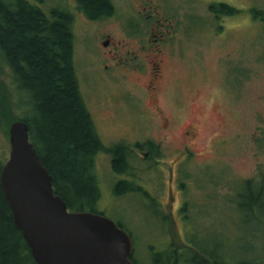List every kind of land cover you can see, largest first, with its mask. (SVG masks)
<instances>
[{"label":"rangeland","instance_id":"374dc122","mask_svg":"<svg viewBox=\"0 0 264 264\" xmlns=\"http://www.w3.org/2000/svg\"><path fill=\"white\" fill-rule=\"evenodd\" d=\"M140 1L111 0L117 15ZM144 1L164 5L161 0ZM165 1L163 7L169 10L187 4L192 15L204 16L206 32L196 48L198 56L193 35L192 57L172 63L171 75L167 67L158 105L172 125L169 147L157 163L141 158L130 162L137 169L133 171L137 186L144 192L124 196L114 194L110 156L98 154L100 199L95 209L129 235L135 264H155L157 258L164 262L168 257L177 258L176 264H206L208 257L211 264L252 263L254 248L264 264V0H206V7L200 0ZM57 4L67 5L65 0H46L43 8ZM211 5L218 11L227 6L238 12L223 16L217 38L212 30L219 24L209 14ZM111 25L105 22L98 30ZM94 31L75 20V48ZM76 59L80 92L105 147L124 143L134 153V143L160 137L156 104L142 97L137 107L140 117L129 104L120 103L123 92L138 90L141 96L142 83L136 88L130 75L110 84L103 66ZM2 86L15 102L11 72L0 58V92ZM14 113L21 116L23 110L17 108ZM184 123L196 127V154L191 162L177 166L175 154L181 148L179 133ZM9 153L8 133L0 127L3 164ZM177 169L180 172L173 173ZM170 181L179 187L175 189ZM181 202L186 205L178 213ZM257 229L261 232L255 238L252 234Z\"/></svg>","mask_w":264,"mask_h":264},{"label":"trees","instance_id":"16d2710c","mask_svg":"<svg viewBox=\"0 0 264 264\" xmlns=\"http://www.w3.org/2000/svg\"><path fill=\"white\" fill-rule=\"evenodd\" d=\"M77 2L90 16L110 12L105 0ZM45 4L46 0H0V58L11 72L16 98L14 102L10 91L7 93L2 86L0 127L7 134L14 122L28 125L30 142L52 177L55 194L65 202L69 212L104 215L95 209L100 199L96 157L108 154L113 173L130 179L114 186L116 196L143 191L135 181L137 169L130 165L137 158L124 143L112 147L102 144L82 98L74 65V16L61 4L48 10L43 8ZM217 12L223 16L238 13L227 6ZM17 108L23 110L21 116L15 115ZM2 160L0 157V175L5 165ZM260 232L257 229L252 236L257 238ZM256 252L254 248L252 263L239 264H262L263 258ZM171 259L160 262L157 258L155 264L179 261L174 257L170 263ZM207 259L206 264H211V257ZM0 264H35L21 233L14 227L1 185Z\"/></svg>","mask_w":264,"mask_h":264},{"label":"flooded vegetation","instance_id":"af4514ba","mask_svg":"<svg viewBox=\"0 0 264 264\" xmlns=\"http://www.w3.org/2000/svg\"><path fill=\"white\" fill-rule=\"evenodd\" d=\"M149 2L152 4L141 0L137 5H133L128 11H124L119 15H117L111 0H105V5L110 12L98 16H90L83 6L78 4L77 0H65L67 5L61 4V7L74 16V22L79 20L85 27L95 29L93 33L88 34L80 41L77 49L75 48L76 41L74 42V59L88 60L90 64L103 66V74L107 75L110 84L127 80L130 75L135 81L136 88L142 83L144 90L141 91V96L137 94L139 93L138 90L123 92L125 96L120 100V103L129 104L135 113H139L140 117V109L137 107H139L138 102H142V97L156 104L157 113L161 116L158 125L160 137L149 136L144 138L143 141L134 143L133 154L136 158L150 159L157 163L161 157L163 158V149L169 147L171 136L168 131L172 128L170 119L160 112L158 105V96L162 90L163 81L168 74L167 67L169 66V75H171L174 71V68H170L172 63L181 62L192 57V44L190 41L193 35L196 36L194 51L197 53L196 48L201 46L202 35L206 32L203 31L204 16L201 14L192 15L194 13L190 11L187 4L178 8V10H169L163 7L165 6V0H161L164 5H160L159 1L157 3ZM205 2L206 0L199 1L202 4L201 6L206 7ZM209 9L210 16L214 18L216 24H219L212 30L213 38H217L222 33L224 18L223 15L217 12L216 9L218 8H213L215 10L212 11L211 5ZM203 11L206 13V10L203 9ZM105 22L115 25L116 30H112L113 25L104 28L103 31L98 30ZM199 52L200 50L197 56ZM133 104L137 105L136 108L132 107ZM179 136H181L179 137L181 148L175 154L177 166L191 162L194 159L196 154L195 140L197 139L196 127L184 123L180 128ZM179 172L178 169L175 172L173 170V173L178 174ZM173 178L176 179V177ZM127 180L130 179L124 174L114 173L113 185ZM169 184H173V181H170ZM174 186L175 189L179 187V185ZM171 192L170 189L168 194L170 195ZM172 199L174 198L172 197ZM184 205L186 204L183 202L179 203L178 213L179 210H183ZM114 223L120 227L118 223ZM172 223L176 226L173 218Z\"/></svg>","mask_w":264,"mask_h":264},{"label":"water","instance_id":"95a60500","mask_svg":"<svg viewBox=\"0 0 264 264\" xmlns=\"http://www.w3.org/2000/svg\"><path fill=\"white\" fill-rule=\"evenodd\" d=\"M0 185L35 264H134L129 235L104 215L69 212L23 121L10 125Z\"/></svg>","mask_w":264,"mask_h":264}]
</instances>
